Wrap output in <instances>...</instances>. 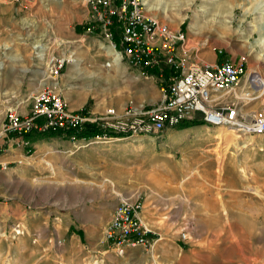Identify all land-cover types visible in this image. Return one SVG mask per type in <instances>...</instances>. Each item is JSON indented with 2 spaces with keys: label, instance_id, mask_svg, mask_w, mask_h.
<instances>
[{
  "label": "rangeland",
  "instance_id": "374dc122",
  "mask_svg": "<svg viewBox=\"0 0 264 264\" xmlns=\"http://www.w3.org/2000/svg\"><path fill=\"white\" fill-rule=\"evenodd\" d=\"M148 3L186 32L191 63L245 60L264 79V0ZM88 21L85 0H0V131L8 107L25 115L32 94L53 83L48 61L63 52L70 59L51 88L69 107L85 96L84 111L159 100L155 75L104 66L96 38L83 31ZM52 143L45 138L0 170V264H264V135L177 126L91 143L95 157L79 161ZM120 195L142 201L151 229V246L123 255L104 238Z\"/></svg>",
  "mask_w": 264,
  "mask_h": 264
},
{
  "label": "built area",
  "instance_id": "2783aa9c",
  "mask_svg": "<svg viewBox=\"0 0 264 264\" xmlns=\"http://www.w3.org/2000/svg\"><path fill=\"white\" fill-rule=\"evenodd\" d=\"M85 1L89 21L83 31L96 38L107 57L104 66L124 63L146 76L151 75L149 70H159L155 75L161 79L159 102L153 106L129 102L120 111L109 106L100 113L70 109L62 93L51 88L70 59L63 52L49 58L47 71L53 83L32 94L29 111L22 115L16 106L8 107L0 137L9 133L21 137L33 131L65 135L72 130L69 137L75 140L77 132L92 125L102 133L87 138L82 145L87 146L119 139L115 134L124 138L160 133L195 118L223 126L236 136L264 135V79L248 71L245 60L191 63L185 49L186 32L152 15L146 0ZM161 63L168 67L167 75ZM253 105L257 107L252 109ZM4 151L0 146V157ZM7 168L8 162L0 160V169ZM142 205L138 197L120 195L118 199L104 234L118 255L127 247L151 246L147 237L151 229L142 218ZM181 237L188 238L185 232Z\"/></svg>",
  "mask_w": 264,
  "mask_h": 264
},
{
  "label": "crops",
  "instance_id": "0c3cea01",
  "mask_svg": "<svg viewBox=\"0 0 264 264\" xmlns=\"http://www.w3.org/2000/svg\"><path fill=\"white\" fill-rule=\"evenodd\" d=\"M220 61L221 60L219 59L216 62H220ZM66 95L69 97L72 94H69V92H67ZM155 97L152 98V99H156ZM158 97H159V100H160V96H158ZM87 99H88V97L85 96L83 98V100H81L80 104L79 103L75 104V102L71 103L70 108L73 109V110L80 109L82 106L87 104V101H88ZM159 100L155 104H157L159 102ZM110 106L116 107L119 111L124 108V106L118 107L117 105H114V104H112ZM87 107L92 112L100 113V112L104 111V109L106 107H109V106H106L105 108L103 106H100V107H102L101 109H97V108H94V107H91V106H87ZM21 111L24 112V113L27 112L23 108L21 109ZM46 133H48V132H46ZM43 134L44 133L33 131V132H30V133H28V134H26L24 136H21V137L20 136H16L14 133H9V134L1 137V138H3L2 141L4 143V146L6 147L5 150L8 153L3 154L0 157V160L3 161V162L8 161V159H11V161L15 160L16 158L22 156L23 153L29 152L33 148L41 146V143L43 142V140L45 138L53 139L54 143H52V144L54 146H56V147H62L64 152L68 153V156L70 155V153H73V155H74L73 158L75 160L79 161V160H82V158L85 159V158L95 157L94 156V152L97 151L96 150L97 148L89 147L88 145L87 146H82L83 145L82 141L86 140L87 138H84V139L78 138V139L72 140L69 136H65V135H61V134L52 135V136H43ZM86 147H88V148H86ZM113 210L114 209L112 208L111 211H110V216L112 215Z\"/></svg>",
  "mask_w": 264,
  "mask_h": 264
},
{
  "label": "trees",
  "instance_id": "16d2710c",
  "mask_svg": "<svg viewBox=\"0 0 264 264\" xmlns=\"http://www.w3.org/2000/svg\"><path fill=\"white\" fill-rule=\"evenodd\" d=\"M163 72H164L165 75H167V71L166 70H164ZM148 73L151 74V75H156V74L159 73V70L152 69V70H149ZM202 123H204L202 120H200L199 118H195L193 120L183 121L180 124H178L177 126L180 127V128H184V127H187V126H190V125L202 124ZM71 133H73L72 130H67L65 136H69ZM101 133H102V131L99 130L98 128H96L95 126L86 125L83 130L77 132V137L78 138H81V137L90 138V137H93V136L101 134ZM59 134H60V132L56 131V132L44 133L43 136H52V135H59ZM113 136L122 137L123 135H121V134L120 135H116L115 134Z\"/></svg>",
  "mask_w": 264,
  "mask_h": 264
},
{
  "label": "bare ground",
  "instance_id": "6f19581e",
  "mask_svg": "<svg viewBox=\"0 0 264 264\" xmlns=\"http://www.w3.org/2000/svg\"><path fill=\"white\" fill-rule=\"evenodd\" d=\"M146 1H147V5H149L148 0H146ZM117 64H119V63H116L115 65H117Z\"/></svg>",
  "mask_w": 264,
  "mask_h": 264
}]
</instances>
